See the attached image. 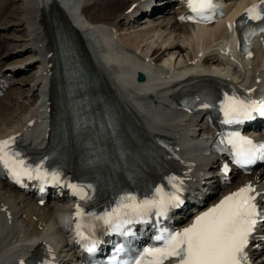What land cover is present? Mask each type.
I'll return each mask as SVG.
<instances>
[{"label": "bare ground", "instance_id": "6f19581e", "mask_svg": "<svg viewBox=\"0 0 264 264\" xmlns=\"http://www.w3.org/2000/svg\"><path fill=\"white\" fill-rule=\"evenodd\" d=\"M13 1L0 0V32L9 29L13 31L25 29L26 32L20 48H16L13 52L2 49L5 50V43L12 40V36L0 35V66L5 68V72H13V74L19 71H32L30 80H25L23 77V82H30L32 88H37L38 91L43 89V97L38 102L40 94L36 93L35 101L22 115L0 121V126L3 124L0 128V141L7 136H20V129L34 120L31 130H26L27 139L23 138L21 141L26 143L25 146L29 149L41 148L39 146L43 138L40 137L41 135L32 134L46 126L48 119L45 108L46 97L49 96L52 86L51 67L48 62L53 52L59 53L60 50L64 52L68 46L70 47L69 41H71L72 48L79 55L85 52L90 59L99 87L96 92L101 91V97L110 106L111 114L119 126L120 135L126 146L132 152V161L137 166L139 174H142L152 185L167 182L165 178L173 175L181 176V179L185 176H204L203 179H206L203 168L207 165L209 168L214 167L216 161L205 155L202 142L196 136L193 137L195 129L201 127L197 122V117L200 115L182 114L179 109L174 108L172 102L162 94L163 92L151 99H145L142 94L150 91L146 90L148 83L144 85L142 82H137V90L134 87L127 93L118 87L113 80V74L101 63V48L94 28H104L110 32V35L116 37L120 44L127 47L130 56L139 64L136 71L154 70L164 73L166 69H163V66L173 69L189 65L188 62L192 59L198 60L200 58L198 52L203 51L202 46H207L216 40L212 32H221L222 25L203 26L197 33L191 26L178 23L174 16L161 21L141 20L135 17L133 19V16L144 6L142 0H60L61 2H52L47 6V0H19L21 2L19 16H16L14 23H8L6 19L13 11L10 8ZM250 1L252 0H240L239 3ZM132 4H136V7L129 11ZM65 33L68 40L63 36ZM13 34L14 37L15 33ZM208 50L212 52L205 58L208 62L206 68L209 66L217 68L225 64L221 55L215 52L214 46H209ZM23 51L32 54L30 59L24 60L33 64L32 66L16 60ZM249 65L248 76L241 78L238 74L232 77V81L215 76L211 74L212 72L193 76L181 85L177 83L169 87L170 99L177 101L182 92L197 95L210 86L218 90L234 88L237 86L234 81L248 84V87L254 91L264 90V53L261 48L254 51L252 60L248 62ZM12 95L7 99L8 101L2 103L4 111L12 108L11 99L14 100ZM104 112L101 103L102 119ZM30 132L31 134L28 135ZM162 134L173 141L179 156L166 158V153L156 149L153 151L147 147ZM69 167L70 158L67 151L66 172ZM115 178L118 185L123 184L122 172H116ZM243 184L264 188V170H256L248 176L233 179L231 185L221 190L212 202L216 201L220 194L224 195ZM58 202H48L39 206L34 199L21 195L0 180V264H17L22 256L45 258L48 254L53 259L51 264L67 262L66 254L62 253L63 249L58 250L57 246L60 244L59 237L65 234L64 213L68 205L63 201ZM256 244L260 245L259 248L253 247ZM248 252L254 264H264V242L254 241L250 244Z\"/></svg>", "mask_w": 264, "mask_h": 264}, {"label": "snow or ice", "instance_id": "6c2138e0", "mask_svg": "<svg viewBox=\"0 0 264 264\" xmlns=\"http://www.w3.org/2000/svg\"><path fill=\"white\" fill-rule=\"evenodd\" d=\"M192 12L201 18L205 13L214 11L212 0H188ZM254 22V26L253 23ZM241 40H250L251 36L264 33V0L246 8L236 24ZM247 29V30H245ZM250 56L251 53L248 52ZM199 102L202 108L212 107V102L205 96H198L193 103ZM226 122L241 123L254 119V113L264 117V104L257 101H245L236 96H226L222 104ZM15 138L0 141V164L17 181L38 180L59 184L60 173H49L44 169L43 161L35 165L28 163L19 150H14ZM218 149L226 153L234 164L244 170L251 165L264 161V142L234 132L218 140ZM223 171H228L227 163ZM170 191L161 185L150 189L147 194L137 195L122 190L102 213H87L81 206L76 209V231L81 240L87 241L86 251L94 252L99 243L96 238L98 228L121 236L134 235L129 225H148L155 220L156 235L153 243L145 246L125 264H165L175 259L177 264H251L249 246L257 233L258 226L264 224V208L257 203L262 195L252 184H247L225 196L206 212L196 216L192 224L179 231L161 227L160 222L172 209L183 205L182 193L185 191L184 180L177 176L165 178ZM67 187L81 200L89 198L88 192L94 191L92 185L78 186L68 183ZM87 232V235L85 234ZM259 239L264 240V236ZM259 244L253 245L259 248ZM121 245L117 252H123Z\"/></svg>", "mask_w": 264, "mask_h": 264}, {"label": "rangeland", "instance_id": "374dc122", "mask_svg": "<svg viewBox=\"0 0 264 264\" xmlns=\"http://www.w3.org/2000/svg\"><path fill=\"white\" fill-rule=\"evenodd\" d=\"M20 6H21V2L19 0L18 1L17 0L13 1L12 6L10 7L11 9H13V11L11 12V14H9L8 18L6 19V22L14 23V20H15L16 16H19ZM167 17L168 16H164L162 18L166 19ZM162 18H160V20ZM153 19H151V20H153ZM155 21H158V20L155 19ZM25 32H26L25 29H19V31H16V30L13 31L12 29H9L6 32H0V35L12 36V40H8L7 43H5L7 46L5 45V50H4V48H2L3 51L13 52V51H15L16 48H20V44L22 43L21 40H22V38L25 37ZM13 33H15L14 37H13V35H14ZM6 52H5V56H6V59H7ZM30 57H32V54H30L29 51H23L21 54H19V56H17L16 60H18L19 62L23 61L24 64H26L27 66H32L33 64H31V63H29L27 61L26 62L24 61V60L30 59ZM33 71H35V70H33ZM22 73H25V74L19 73V75H17V79H16L17 83H15L13 85V87L11 88V90L8 92V94L9 93L10 94L9 95L7 94L5 97L0 98V121L2 119H6V118H11L12 119V118L19 117L20 114L22 115L25 110H27V109H29L31 107V105H32L31 103L34 102V100H35V98H32L30 96V94H31V90H30L31 86H29V85H31V83L30 82H27V83L23 82V77H25L24 78L25 80L29 79V77L32 74V71H30V72H22ZM35 93H36V91L33 93V95ZM12 94H14V95H12ZM11 95L14 98V100L11 99L12 108H10V110H8V111H4L2 109V103L4 101H6L8 98H10ZM29 105H30V107H29ZM5 113H7V114H5ZM12 113H13V115H12L13 117L11 116ZM2 127H3V124H1L0 128H2Z\"/></svg>", "mask_w": 264, "mask_h": 264}, {"label": "water", "instance_id": "95a60500", "mask_svg": "<svg viewBox=\"0 0 264 264\" xmlns=\"http://www.w3.org/2000/svg\"><path fill=\"white\" fill-rule=\"evenodd\" d=\"M139 79L142 80L143 79V75L140 74Z\"/></svg>", "mask_w": 264, "mask_h": 264}]
</instances>
